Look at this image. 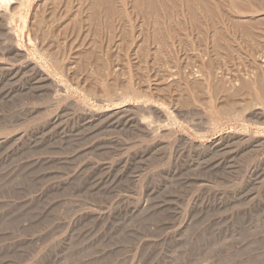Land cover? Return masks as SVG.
Masks as SVG:
<instances>
[{"label": "rangeland", "instance_id": "374dc122", "mask_svg": "<svg viewBox=\"0 0 264 264\" xmlns=\"http://www.w3.org/2000/svg\"><path fill=\"white\" fill-rule=\"evenodd\" d=\"M162 1L0 0V264H264V0Z\"/></svg>", "mask_w": 264, "mask_h": 264}, {"label": "bare ground", "instance_id": "6f19581e", "mask_svg": "<svg viewBox=\"0 0 264 264\" xmlns=\"http://www.w3.org/2000/svg\"><path fill=\"white\" fill-rule=\"evenodd\" d=\"M97 1L99 2V1H101V0H97ZM104 1L106 2L107 0H104ZM108 1H110V0H108ZM147 1H148L149 3H146V2H145L146 4H144L143 2H141V3H142L141 6H142V7H143V6H146L147 10H150V11H151L150 16L153 15L154 18H157V17L159 16L158 14L161 13L160 11H161V9H162V8H159L160 10H159V11L157 10V9H158L157 7L159 6L158 4H159V2L163 3V1H162V0H160V1H159V0H147ZM191 1H192V0H191ZM191 1H190V2H191ZM195 1H198L199 4H202V3H204V5L207 4V2H206V3L204 2V1H206V0H203L202 3L199 2V0H195ZM200 1H201V0H200ZM234 1H235V0H234ZM92 2H93V1H92ZM105 2H104V3H105ZM111 2H112V0H111ZM237 2H238V1L234 2V5H235V4L238 5ZM22 3H23V2H22ZM22 3H21V4H22ZM100 3H101V2H100ZM102 3H103V2H102ZM102 3H101V4H102ZM107 3H108V2H107ZM196 3H197V2H196ZM198 3H197V5H198ZM228 3H229V2H228ZM232 3H233V2H232ZM232 3H231V4H232ZM247 3H248V2H247ZM4 4H5V2H4ZM8 4H10V3H8ZM95 4H96V5H95ZM95 4L93 3V5H95L94 7L97 6L96 1H95ZM101 4H98V6H100ZM143 4H144V5H143ZM147 4H148V5H147ZM191 4L195 5V4H194V1H193V3H191ZM209 4L211 5V3H209ZM209 4H208V5H209ZM239 4H240V3H239ZM19 5H20V4H19ZM93 5L90 6V7H93ZM202 5H203V4H202ZM202 5H201V6H202ZM234 5H233V7H234ZM256 5H257V4H256ZM258 5H259V4H258ZM2 6H3V5H2ZM98 6H97V7H98ZM109 6H110V5H109ZM148 6H149L150 9H148ZM199 6H200V5H199ZM230 6H231V5H230ZM235 6H236V5H235ZM238 6H240V5H238ZM243 6H245V4H243ZM243 6H240V9H239V8H238V9H239V10H242V9H243V8H242ZM106 7H107V6H106ZM142 7H140V8H142ZM161 7H162V6H161ZM195 7H196V5H195ZM211 7H212V6H211ZM211 7H210V8H211ZM228 7H229V6H228ZM247 7H248V6H247ZM259 7H260V6H259ZM1 8H3V7H1ZM4 8H6V7H4ZM100 8H101V6H100ZM192 8H194V7L192 6ZM204 8L207 9V7H204ZM244 8H245V7H244ZM248 8H249V7H248ZM256 8H257V7H256ZM93 9H94V8H93ZM96 9H97V8H96ZM98 9H99V8H98ZM109 9H110V8H109ZM143 9H145V7H144ZM190 9H191V8L189 7V11H188V13H189V12H190V13H191V12H194V13H195V16L198 14V10L193 9L194 11H192V10L190 11ZM212 9H213V8H212ZM228 9H229V8H228ZM233 9H234V8H233ZM250 9H251V7H250ZM259 9H260V8H259ZM263 9H264V7H263ZM0 10H2V9H0ZM4 10H5V9H4ZM4 10H3V11H4ZM99 10H100V9H99ZM210 10H211V9H210ZM243 10H244V9H243ZM245 10L248 11V9H246V8H245ZM142 11H143V10H142ZM144 11H145V10H144ZM144 11H143V12H144ZM167 11H168V10H167ZM167 11H165V12H167ZM195 11H197V12H195ZM206 11H208V10H206ZM219 11H220V10H219ZM253 11H255V10H253ZM257 11H258V9H257ZM260 11H261V10H260ZM1 12H2V11H1ZM1 12H0V19H5L6 16H7V15H6V14H7L6 11H4L3 13H1ZM8 12H10V11H8ZM94 12H95V11H94ZM140 12H141V11H140ZM158 12H159V13H158ZM170 12H171V11H170ZM170 12H169V13H170ZM233 12H234V11H233ZM235 12H236V11H235ZM237 12H238V11H237ZM240 12H242V11H240ZM243 12H244V11H243ZM248 12H250V13H249V14H248V13H245V14H244V13H241V15L244 14V17H242V18H245V20H246V18H250V19L253 18V17H252L253 12H252V13H251V11H248ZM149 13H150V12H149ZM149 13H148V14H149ZM162 13H163V11H162ZM171 13H172V12H171ZM196 13H197V14H196ZM213 13H214V15H215L214 10H213V11L211 10V14H212V15H213ZM263 13H264V12H263ZM139 14H140V13H139ZM142 14H143V13H142ZM144 14H145V13H144ZM165 14H167V16L169 15L168 13H165ZM165 14H164V15H165ZM173 14H174V13H173ZM173 14H172V15H173ZM191 14H192V13H191ZM209 14H210V13H209ZM211 14H210V16H211ZM146 15H147V14H146ZM220 15H221V14H220ZM8 16H11V15H8ZM147 16H149V15H147ZM193 16H194V14H193ZM195 16H194V17H195ZM258 16H259V15H258ZM165 17H166V16H165ZM171 17H172V16H171ZM256 17H257V16H256ZM259 17H260V16H259ZM167 18H168L167 20H169L170 15H169V17H167ZM229 18H230V17H229ZM263 18H264V17H263ZM212 19H213V18H212ZM214 19H215V18H214ZM222 19H223V18H222ZM222 19H221L220 21H223ZM238 19H239V18H238ZM253 19H255V18H253ZM253 19H252V20H253ZM239 20H240V19H239ZM245 20L243 19V22H245ZM169 21H170V20H169ZM198 21H199V20L197 19L196 22H193V23H196V24H197L196 26H198V25H199V24H198V23H199ZM229 21H230V19H229ZM231 21H233V19H232ZM236 21H237V20H236ZM247 21H249V20H247ZM247 21H246V23H247ZM6 22H7V21H6ZM223 22H225V21H223ZM237 22H238V21H237ZM250 22H251V21H250ZM252 22H253V21H252ZM221 23H222V22H221ZM240 23H241V22H240ZM240 23H238V24H240ZM228 24H229V23H228ZM236 24H237V23H235L234 25H236ZM242 24H243V23H242ZM242 24H240L239 26H241ZM194 25H195V24H194ZM211 25H212V24H211ZM248 25H249V24H248ZM253 25H254V24H253ZM196 26H195V27H196ZM208 26H209V25H208ZM212 26H213V25H212ZM229 26H230V25H229ZM232 26H233V22H232ZM256 26H258V25H256ZM261 26H262V25H261ZM263 26H264V25H263ZM213 27H214V26H213ZM213 27H212V29H214ZM236 27H238V26H235V28H236ZM197 28H198V27H197ZM224 28H225V27H224ZM238 28H239V27H238ZM243 28H244V31L247 29V28L245 29V26H243ZM243 28H242V29H243ZM7 29H8V28H7ZM7 29H6V30H7ZM214 30H215V29H214ZM217 30H218V28H217ZM220 30H221V28H220ZM223 30H224V29H223ZM228 30H229V29H228ZM232 30H233V29H232ZM234 30H235V29H234ZM238 30H240V28H239ZM249 30H251V29H249ZM210 31H211V30H210ZM217 32H218V31H217ZM219 32H220V31H219ZM224 32H225V31H224ZM229 32H230V31H229ZM240 32H241V31H240ZM242 32H243V30H242ZM247 32H248V30H247ZM247 32H245V33L247 34ZM257 32H258V31H257ZM237 33H238V32H237ZM212 34H213V31H212ZM231 34H232V33H231ZM252 35H253V34H252ZM258 35H259V34H258ZM213 36H214V35H213ZM222 36H223V35H222ZM224 36H225V34H224ZM226 36H227V35H226ZM214 37H215V36H214ZM242 37H243V36H242ZM215 38H216V37H215ZM218 38H220V35L218 36ZM254 38H256V37H254ZM216 39H217V38H216ZM220 39L222 40V38H220ZM226 39H228V37H227ZM226 39H224V42H225ZM243 39H244V38H243ZM234 40H235V39H234ZM245 40H246V39H245ZM228 41H231V40L229 39ZM228 41H227V42H228ZM220 42H221V41H220ZM220 42H219V43H220ZM222 42H223V41H222ZM224 42H223V45L225 44V47H226L227 42H225V43H224ZM234 42H235V41H234ZM217 43H218V40H217ZM220 44H222V43H220ZM220 44H219V45L217 44L216 46H217V47L219 46L218 48L221 49V48L224 47V46L220 47ZM228 44H230V43H228ZM234 44H235V43H234ZM214 45H215V44H214ZM227 46H228V45H227ZM229 46H230V45H229ZM220 49H219V50H220ZM216 50H217V49H216ZM226 50H227V49H226ZM232 50H234V49H232ZM214 51H215V50H214ZM214 51H213V52H214ZM217 51H218V50H217ZM228 51H230V50H228ZM224 52H225V51H224ZM206 53H207V52H206ZM216 53H217V52H216ZM218 53H220V52H218ZM227 53H228V52H227ZM201 54H202V53H201ZM210 54H212V53H210ZM222 54H223V53H222ZM217 55H218V54H217ZM226 55H227V54H226ZM226 55H225V57H226ZM197 56H198V55H197ZM228 56H229V55H228ZM228 56H227V57H228ZM222 58H223V57H222ZM204 66H205V65H204ZM211 68H212V66H211ZM205 69H206V68H205ZM207 69H208V68H207ZM42 71H43V70H42ZM44 71H45V70H44ZM199 71H200V70H199ZM46 74H47V73H46ZM200 74H201V73H200ZM262 79H263V77H262ZM50 80H51V79H50ZM263 82H264V80H263ZM261 83H262V81H261ZM58 84H59V83H58ZM255 84H256V83H255ZM47 85H48V84H47ZM60 85H61V84H60ZM60 85L55 84V82H53V84H52V86H53L52 88H53V90L55 91L56 94H57L58 92H60V91L62 92V90H61L62 87H61ZM244 85H246V84H244ZM259 85H260V83H259ZM50 86H51V84H50ZM247 86H248V85H247ZM247 86H245V87L247 88ZM250 86H251V85H250ZM245 87H244V88H245ZM260 87H261V86H260ZM47 88H48V87H47ZM50 88H51V87H50ZM50 88H49V89H50ZM52 88H51V89H52ZM248 88H249V87H248ZM257 88H258V87H257ZM250 89H252V88H249V90H250ZM45 90H46V89H45ZM259 90H260V89H259ZM49 92H50V91H49ZM252 92H253V91H252ZM63 93H64V92H62V94H63ZM255 93H256V92H255ZM258 93H259V92H258ZM51 94H52V93H51ZM51 94H49V96H50ZM56 94H54V96H55ZM58 94H59V93H58ZM63 95H64V94H63ZM58 96H59V98H60L61 95H58ZM58 96L56 95V97H58ZM51 97H52V96H51ZM261 97H263V96H261ZM254 98H255V97H254ZM262 99H263V98H262ZM54 101H55V100H54ZM56 101H59V100H56ZM54 104H55V103H54ZM259 104H260V103H259ZM124 106H125V105H124ZM120 107H121V106H120ZM121 111H122V110H121ZM96 112H97V111H96ZM119 112H120V111H119ZM98 113H99V112H98ZM167 113H168V112H167ZM221 115H222V114H221ZM94 116H95V115H94ZM96 117H97V115H96ZM221 117H222V116H221ZM165 118H167V117H165ZM166 120H167V119H166ZM175 122H176V121H175ZM146 124H147V123H146ZM147 126H148V125H147ZM144 127H145V126H144ZM150 128H151V126L146 127V129H145V128H144V129H145V130H151ZM145 132H146V131H145ZM147 132H149V131H147ZM219 139H220V138H219ZM219 139H218V140H219ZM218 140H217V141H218ZM221 141H222V140H221ZM212 142H213V141H212ZM222 142H223V141H222ZM213 144H214V146L217 145V143H211V145H213ZM221 144H222V143H221ZM208 145H209V144H208ZM218 146H220V145L218 144ZM223 146H224V145H223ZM223 146H222V147H223ZM226 146H227V144H226ZM204 147H205V146H204ZM210 147H211V146H210ZM216 148H218V147H216ZM219 148H220V147H219ZM207 149H208V148H207ZM209 149H212V148H209Z\"/></svg>", "mask_w": 264, "mask_h": 264}]
</instances>
